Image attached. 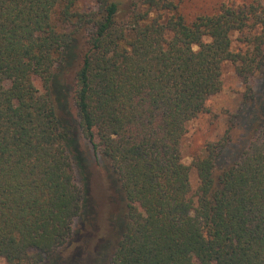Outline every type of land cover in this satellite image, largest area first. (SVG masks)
<instances>
[{
    "label": "trees",
    "instance_id": "1",
    "mask_svg": "<svg viewBox=\"0 0 264 264\" xmlns=\"http://www.w3.org/2000/svg\"><path fill=\"white\" fill-rule=\"evenodd\" d=\"M225 62L249 105L264 76L262 0L191 22L179 0H0L5 263L75 264L62 253L93 211L81 133L124 205L111 252L103 241L86 264H264V103L232 157L238 122L205 142L194 192L181 156Z\"/></svg>",
    "mask_w": 264,
    "mask_h": 264
},
{
    "label": "rangeland",
    "instance_id": "2",
    "mask_svg": "<svg viewBox=\"0 0 264 264\" xmlns=\"http://www.w3.org/2000/svg\"><path fill=\"white\" fill-rule=\"evenodd\" d=\"M243 1L246 0H179V9L185 19L191 22L198 15L213 14L218 12L221 6H238ZM238 36L237 32L231 33L233 50L241 45L237 40ZM205 39L208 40L207 37ZM73 72V68H68L62 71L60 77V80L70 89H73ZM221 78L222 90L208 98L207 111L189 122L181 141L182 161L190 166L192 192L198 186V178L191 163L202 153L205 142L218 138L226 128L232 126V123L238 122L233 125L231 131L233 146L227 152L228 155H233L232 153L237 149L234 143L240 142L246 126L253 120L254 115L260 111L264 103V76L255 78L256 90H259L258 95H260L249 105L243 95L245 90L241 80L235 74L230 62L223 64ZM69 100L72 113L75 115L73 93ZM79 142L87 161L89 196L93 211L87 221L78 224L74 243L62 254L75 264H86L92 258L98 244L103 241L109 243L108 251L111 252L117 238V231L112 223L118 216H121L124 205L120 191L114 183L113 175L103 163L97 162L90 144L81 133ZM0 264H6L1 257Z\"/></svg>",
    "mask_w": 264,
    "mask_h": 264
}]
</instances>
